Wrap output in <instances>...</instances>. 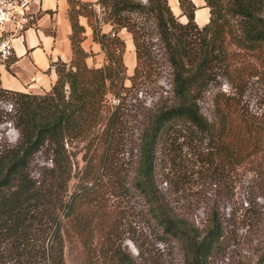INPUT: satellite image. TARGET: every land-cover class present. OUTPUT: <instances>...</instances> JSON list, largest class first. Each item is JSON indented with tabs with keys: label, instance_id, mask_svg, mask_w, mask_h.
<instances>
[{
	"label": "trees",
	"instance_id": "1",
	"mask_svg": "<svg viewBox=\"0 0 264 264\" xmlns=\"http://www.w3.org/2000/svg\"><path fill=\"white\" fill-rule=\"evenodd\" d=\"M204 1L210 21L199 27L192 0H178L186 23L169 0H68L72 58L53 64L57 81L51 91L41 96L0 88L1 94L15 100L13 125L20 136L16 146L0 150V264H66L67 238L80 239L81 264H145L124 251L113 233L95 244L93 219L84 208L92 191L83 186L70 195L73 162L66 143L91 137L102 126L108 141L118 118V106L110 103L109 96L121 100L150 79L158 56L170 68L172 97L147 116L134 186L155 225L180 245L185 264H210L223 250L225 225L219 209L212 208L199 227L176 213L155 177L158 145L173 140L178 128L206 144L204 151L203 147L196 151L204 164L214 165L216 156L234 179L241 168L264 154V125L243 106L241 96L248 81L234 63L237 53L229 50L234 46L258 53L264 63V0ZM81 18L104 53L100 67L87 62L95 54L83 48L87 27ZM122 31L131 35L136 53L131 88L125 86ZM218 69L235 91L214 98L210 120L200 103ZM44 147L51 152V168L34 178L29 171L31 158Z\"/></svg>",
	"mask_w": 264,
	"mask_h": 264
},
{
	"label": "rangeland",
	"instance_id": "2",
	"mask_svg": "<svg viewBox=\"0 0 264 264\" xmlns=\"http://www.w3.org/2000/svg\"><path fill=\"white\" fill-rule=\"evenodd\" d=\"M31 2L33 0H26L23 8L26 21L20 22V28L16 23L7 24L3 38L12 42L15 35H21L25 25L35 24L36 15L29 11ZM175 14L181 17L178 12ZM120 36L126 44L125 86L131 88L129 78L136 66L135 47L133 41L130 46L132 38L126 31ZM229 50L237 53L234 63L241 66V76L248 81L241 96L243 106L264 125V63L258 53L240 51L234 46ZM133 51L134 66L130 60L126 61L127 56L132 58ZM100 55L101 58L93 56L94 62L90 66L104 63L103 52ZM155 62L156 73L150 79L131 88L121 100L109 96L110 103L118 106V118L108 141L102 136V126L91 137L66 143L73 162L70 195L83 186L92 191L84 208L93 219L95 244L113 233L124 251L145 264H185L180 245L155 225L147 202L134 186L141 134L147 116L170 103L172 97L170 68L160 56ZM215 78L200 103L202 113L210 120L214 115V98L235 91L229 86L223 70L218 69ZM14 102L12 96L0 93V150L16 146L20 139L13 125ZM183 130L175 129L173 140L169 143L161 141L158 145L155 177L159 189L177 214L189 218L199 227L205 225L212 208L219 209L225 225L224 248L212 257L210 264L263 262L264 154L241 168L234 179L216 156L214 165L204 164L196 151L201 147L204 151L206 144L196 140L191 131ZM44 168H51L49 147H44L31 158L29 171L32 177L38 178ZM83 255L80 239L67 238L66 264H81Z\"/></svg>",
	"mask_w": 264,
	"mask_h": 264
},
{
	"label": "crops",
	"instance_id": "3",
	"mask_svg": "<svg viewBox=\"0 0 264 264\" xmlns=\"http://www.w3.org/2000/svg\"><path fill=\"white\" fill-rule=\"evenodd\" d=\"M192 1L197 7L195 22L199 27H204L210 21V10L204 0ZM169 2L173 11L181 15V21L186 23L187 18L182 16L178 0ZM29 9L36 15L35 24L28 25L30 27L21 35H15L12 39L13 56L7 62L0 63V88L11 92L42 95L50 92L57 81L53 64L60 59L69 62L72 58L69 4L68 0H33ZM81 23L87 27V39L83 42V48L101 58V46L93 41L86 19L81 18ZM92 58L87 60L89 65H93Z\"/></svg>",
	"mask_w": 264,
	"mask_h": 264
},
{
	"label": "built area",
	"instance_id": "4",
	"mask_svg": "<svg viewBox=\"0 0 264 264\" xmlns=\"http://www.w3.org/2000/svg\"><path fill=\"white\" fill-rule=\"evenodd\" d=\"M26 0H0V63H5L13 56V46L11 39L3 38L6 32L5 26L9 23L18 24L26 21L23 8ZM18 18V19H17ZM4 31V32H3Z\"/></svg>",
	"mask_w": 264,
	"mask_h": 264
},
{
	"label": "bare ground",
	"instance_id": "5",
	"mask_svg": "<svg viewBox=\"0 0 264 264\" xmlns=\"http://www.w3.org/2000/svg\"><path fill=\"white\" fill-rule=\"evenodd\" d=\"M133 44H132V40L130 39V46H132ZM131 48V47H130ZM128 60H130L129 61V63L131 64V65H133L134 66V64H135V56H134V51H133V55H132V58L131 59H129V57L127 56L126 57V61L128 62Z\"/></svg>",
	"mask_w": 264,
	"mask_h": 264
}]
</instances>
